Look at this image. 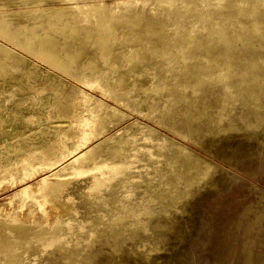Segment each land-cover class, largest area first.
I'll use <instances>...</instances> for the list:
<instances>
[{"label":"rangeland","instance_id":"1","mask_svg":"<svg viewBox=\"0 0 264 264\" xmlns=\"http://www.w3.org/2000/svg\"><path fill=\"white\" fill-rule=\"evenodd\" d=\"M219 1L0 0L14 40L57 19L40 8L116 10L110 60L88 42L74 63L88 82L0 36V264H264V3ZM84 132L86 166H59ZM29 208L32 230L55 217L20 241Z\"/></svg>","mask_w":264,"mask_h":264},{"label":"bare ground","instance_id":"2","mask_svg":"<svg viewBox=\"0 0 264 264\" xmlns=\"http://www.w3.org/2000/svg\"><path fill=\"white\" fill-rule=\"evenodd\" d=\"M41 1L43 0H22L21 3L31 4V8L29 9V11H36L39 9L37 6L41 3ZM62 1L71 2L81 0ZM256 1L259 0H231L230 4L237 5L239 9H245L246 5L248 7L253 6L255 8ZM261 1L264 3V0ZM219 2H222V0H220ZM4 7H0V36H3V39L7 38L8 40H10L9 42L12 41L16 44H22L24 48H31L30 50L34 52L39 58H41L44 63L46 61L48 62V64L50 63V65H56L61 69H69L70 71L74 72H71L72 75H74L78 79L87 81V77L83 75V73H79L74 70V63L77 57L84 50L86 43L93 42L98 48L99 55H102L105 61L110 60L109 57L113 50L111 40L115 37V35L112 33V29H114L113 22L116 19L115 6H109L103 3L89 4L86 2L83 4H69L68 6L59 7L52 10H45L46 8H40L42 9V12H47L50 17L55 16L57 18V21L55 20L54 22L49 23L48 27H44L42 32H39V30L37 29V27L39 26L37 24L33 25L30 28L26 26L27 28L24 30L20 28L23 27L20 25V27L16 28L19 36L15 40L12 36V29L14 28V26L12 25L10 17H8L9 13L1 10L5 9ZM65 8H69L70 11L67 13ZM64 15L65 17H63ZM92 16H95V19H92ZM80 21H88L91 23V26H83ZM251 21L255 29H257L261 24V21L257 18H254ZM53 29H57V31L59 30L58 32L60 34L54 33L55 31H53ZM20 35H23L24 38H21ZM71 41H74V43L76 44V48L74 50L70 48ZM10 50V46L0 40V64L3 62L4 59H6L10 55ZM143 50L144 51L140 58H143L146 53L150 52V47L144 45ZM34 53L33 55L36 56ZM91 62H94V58H91L89 60V63ZM91 69L94 70L95 66H91ZM68 72L69 71H65L64 73L67 74ZM202 79L203 76H199L198 80L201 81ZM229 92L230 87H227L225 90V96H227ZM89 141L90 137L87 136L84 132L81 138L71 149L63 151V156L60 159L62 161L59 163V166H64L68 163H72L73 172L80 171L82 168H84L87 163L86 159L88 152L96 149L97 147V144H88ZM101 142H99V144H101ZM85 144L87 145L88 150L82 151L79 154H71L74 151L78 150V148L84 146ZM182 149L183 148H181V150ZM183 155L185 158L182 156V165H185L188 169H198L201 177L206 175L209 166H202V162L199 160V158L195 157L185 149H183ZM34 210L36 209L29 208L28 211H26L23 215L12 220V227L15 229L17 239H19L20 241H24L32 236L39 238L49 232L46 225L49 219H51V217H55L50 214H46L45 216L39 218L38 224L35 226V229H30L28 223L32 222L37 217V215L35 214L36 212H34ZM1 227L2 223L0 224V229ZM13 242L14 240H4L3 237H0V246L11 245ZM16 243L19 244V241H15V244ZM79 256L80 249L78 248L75 249L72 254V261L75 260L77 262ZM19 263L23 264L22 261H19ZM71 263L72 262L67 264Z\"/></svg>","mask_w":264,"mask_h":264}]
</instances>
